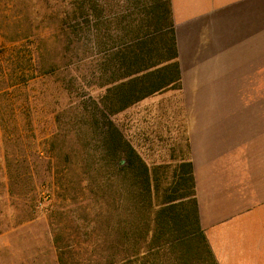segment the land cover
<instances>
[{
  "label": "trees",
  "instance_id": "16d2710c",
  "mask_svg": "<svg viewBox=\"0 0 264 264\" xmlns=\"http://www.w3.org/2000/svg\"><path fill=\"white\" fill-rule=\"evenodd\" d=\"M143 1L140 16L120 11L112 34L109 14L106 33L100 28L98 0H0V36L8 42L35 38L37 55L49 54L54 37L58 46L68 40L58 49L72 57L69 39L82 34L75 53L85 54L90 84L102 89L70 109L72 127L60 125L49 139V148L64 156L57 163L73 169L76 178V188L60 187L69 199L49 214L58 264H218L200 223L191 161L149 166L112 120L140 99L178 84L170 0ZM44 30L52 31L40 37ZM103 38L116 44L101 57L95 50ZM16 55L13 62L33 61V52ZM20 74L25 67L8 76ZM19 130L16 123L2 125L9 193L24 191L28 178L29 159L14 153L23 148ZM41 159L38 154L35 160Z\"/></svg>",
  "mask_w": 264,
  "mask_h": 264
},
{
  "label": "crops",
  "instance_id": "0c3cea01",
  "mask_svg": "<svg viewBox=\"0 0 264 264\" xmlns=\"http://www.w3.org/2000/svg\"><path fill=\"white\" fill-rule=\"evenodd\" d=\"M200 223L218 264H264V0H170Z\"/></svg>",
  "mask_w": 264,
  "mask_h": 264
},
{
  "label": "rangeland",
  "instance_id": "374dc122",
  "mask_svg": "<svg viewBox=\"0 0 264 264\" xmlns=\"http://www.w3.org/2000/svg\"><path fill=\"white\" fill-rule=\"evenodd\" d=\"M98 2L102 6L100 28L104 33L107 31L108 14L114 34L120 11L126 10L133 17L140 16L144 9L143 0L130 3L111 0L110 6L109 1L108 4L106 0ZM109 7L111 9L107 11ZM51 31L44 30L39 36L47 37ZM79 36L69 39L72 57H62L58 49L62 43L58 46L51 37V51L43 56L44 59L34 49L35 38L8 42L0 36V264H58L49 214L54 207L69 199L61 195L60 187H75L76 178L72 168L70 170L67 165L57 163L64 156L49 148V139L59 131L60 125L72 127L67 123L70 109L102 91L90 84L85 73L89 65L85 54L75 53L74 45L78 43ZM66 42L68 40L62 45ZM101 42L95 50L101 57L116 44L106 38ZM77 49L82 53L81 48ZM22 50L33 52V61L25 65L17 60L13 62L16 52ZM56 63L60 65L48 73L39 71L40 67L56 66ZM20 66L25 67L26 74L8 76L13 68ZM70 69L71 76L68 73ZM177 88L178 84H175L151 94L112 116L113 122L149 166L170 163V168H173L179 159L190 158L191 104L189 97L181 95ZM12 123L20 127L18 134L22 135L23 141V148H17L14 153L27 157L30 162L26 165L28 178L24 181L25 190L19 193L8 192L3 170L5 146L2 144V125L6 127ZM38 154L42 159L36 161Z\"/></svg>",
  "mask_w": 264,
  "mask_h": 264
}]
</instances>
